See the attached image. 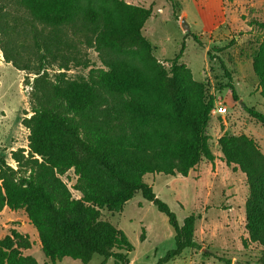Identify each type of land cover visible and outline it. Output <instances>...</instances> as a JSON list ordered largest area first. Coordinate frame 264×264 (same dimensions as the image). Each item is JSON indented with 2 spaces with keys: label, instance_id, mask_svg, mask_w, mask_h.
Returning a JSON list of instances; mask_svg holds the SVG:
<instances>
[{
  "label": "trees",
  "instance_id": "16d2710c",
  "mask_svg": "<svg viewBox=\"0 0 264 264\" xmlns=\"http://www.w3.org/2000/svg\"><path fill=\"white\" fill-rule=\"evenodd\" d=\"M170 1L177 9L178 2ZM15 3L29 16L23 20L24 30L33 34L38 65H21L9 48L21 23L9 20L5 9L11 2L0 0L5 60L37 74L30 93L32 115L23 119L29 129L28 153L25 148L12 152L17 169L0 162V211L24 210L53 263L71 257L88 264L100 255L102 264L110 258L115 264H130L134 245L122 229L102 217V210L121 212L141 192L175 230V247L157 264H167L188 248L200 249L195 238L200 214L191 213L181 224L144 177H186L203 159L215 162L206 132L214 96L178 62L182 51L170 68L156 57L143 34L152 7L125 0ZM254 23L264 29V23ZM78 44L98 51L103 66L91 68L87 77L72 79L59 71L51 78L46 68L55 61H60L59 70L69 69L71 63L89 65ZM257 45L253 69L264 98V38ZM228 85L238 99L234 84ZM244 108L264 126L263 112ZM219 144L226 163L246 175L245 244L261 247L258 264H264V152L246 135L225 133ZM70 170L77 177L72 188L81 193L78 198L63 179ZM17 236L13 231L0 239V264H38L22 252Z\"/></svg>",
  "mask_w": 264,
  "mask_h": 264
},
{
  "label": "rangeland",
  "instance_id": "374dc122",
  "mask_svg": "<svg viewBox=\"0 0 264 264\" xmlns=\"http://www.w3.org/2000/svg\"><path fill=\"white\" fill-rule=\"evenodd\" d=\"M8 1L11 5L5 11L9 20L21 23V31L14 34L9 48L13 47L21 65L36 66L33 34L24 30L23 20L29 16L15 0ZM125 1L152 7V16L143 34L152 42L156 57L170 68L172 60L182 51L178 62L186 64L194 78L206 84L214 103L226 109L223 115L211 112L206 129L216 156L214 163L203 159L186 177L161 173L144 177L181 224L191 213L201 216L196 223L195 238L202 247L188 248L167 264H258L261 247L255 243L245 244L248 238L245 204L249 193L246 175L226 163L219 139L225 133L246 135L264 152V126L244 108L245 104L264 113V98L252 57L257 41L264 38V29L254 23H264V0H176L177 9L170 0ZM3 37L0 32V162L5 160L17 169L12 152L25 148L27 154L29 150V129L23 119L32 115L30 93L37 74L6 62ZM78 50L89 65L71 63L69 69L59 70L60 61H55L46 68L51 78L59 71H65L72 79L87 77L91 68L103 66L94 48L78 44ZM229 82L234 84L238 99L233 98ZM63 179L73 196L80 197L81 193L72 188L77 180L74 171H68ZM102 217L122 229L134 245L130 264H157L176 245L175 230L168 217L141 192L125 204L123 211L103 209ZM13 231L19 234L15 240L22 252L34 256L38 264H84L71 257L53 263L45 256L39 234L26 212L6 207L0 211V239ZM104 260L95 255L88 264H102ZM105 264H115L114 258Z\"/></svg>",
  "mask_w": 264,
  "mask_h": 264
},
{
  "label": "built area",
  "instance_id": "2783aa9c",
  "mask_svg": "<svg viewBox=\"0 0 264 264\" xmlns=\"http://www.w3.org/2000/svg\"><path fill=\"white\" fill-rule=\"evenodd\" d=\"M213 113H217L219 115H223L226 112V109L223 105L215 104L214 108L212 109Z\"/></svg>",
  "mask_w": 264,
  "mask_h": 264
}]
</instances>
